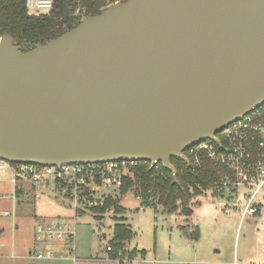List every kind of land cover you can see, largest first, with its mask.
Returning <instances> with one entry per match:
<instances>
[{"label":"water","instance_id":"water-1","mask_svg":"<svg viewBox=\"0 0 264 264\" xmlns=\"http://www.w3.org/2000/svg\"><path fill=\"white\" fill-rule=\"evenodd\" d=\"M264 105V0H126L23 52L0 37V159L188 163Z\"/></svg>","mask_w":264,"mask_h":264},{"label":"rangeland","instance_id":"rangeland-1","mask_svg":"<svg viewBox=\"0 0 264 264\" xmlns=\"http://www.w3.org/2000/svg\"><path fill=\"white\" fill-rule=\"evenodd\" d=\"M107 7L105 2L102 11ZM132 171L133 168L123 167L117 175L120 174L124 182ZM1 178L0 264H74L64 258L67 251L61 242L55 246L61 250L55 259H32V250L43 252L46 248L36 240L37 224L49 223L55 218L72 224L75 232L72 246L80 261L107 264V246L114 236L117 215L113 209L101 215L93 211L104 208L106 203L103 207H92L85 201L80 207V216L75 218L72 200L45 188L36 189L41 192V198H36L31 184L25 186L24 199L14 202L11 175L3 170ZM118 190L116 186L103 188L96 196L88 194V199L106 198L107 202L116 197ZM142 204L133 190L121 198V205L126 209L124 216L134 232V238L126 244L127 250L147 251L145 257L139 253L133 260L126 258V264H264V213L254 218L257 221L255 226L250 219L242 222V197L237 198L227 191L215 193L213 189L208 190L192 202L193 215L190 218L181 212L169 214L161 206L146 208ZM14 209L15 215H4L5 211L12 213ZM182 226L189 231L198 227L199 240L196 242L185 236Z\"/></svg>","mask_w":264,"mask_h":264},{"label":"built area","instance_id":"built-area-1","mask_svg":"<svg viewBox=\"0 0 264 264\" xmlns=\"http://www.w3.org/2000/svg\"><path fill=\"white\" fill-rule=\"evenodd\" d=\"M125 1L106 0L108 6ZM26 5L30 12H49L53 9L54 0H26ZM216 137L219 143L204 141L187 149L184 155L194 169L201 167V155L226 166L228 173L220 179L217 190L227 191L237 198L242 197L244 204L241 221L254 219L264 213V105L232 124ZM140 163H149L152 166L151 162L111 161L101 164H64L58 167L13 164L0 159V181H2V171L9 172L10 181L14 186V199L26 184L59 193L73 201L76 216H79L80 207H83L85 201L92 207H103L106 203V198L91 200L88 199V194L96 196L103 188L107 189L111 186L120 188L123 185L121 175H117L120 168L133 167ZM36 197H41V193L37 192ZM13 214V212L5 213L6 216ZM74 238L75 232L69 222L58 220L38 223L36 240L39 244L46 245V248L43 252L36 251L34 259H54L56 252L51 248L59 242H69L72 245ZM108 250L110 251L111 248L109 247ZM68 251L74 259V255L71 254L75 251L74 246H71Z\"/></svg>","mask_w":264,"mask_h":264},{"label":"trees","instance_id":"trees-1","mask_svg":"<svg viewBox=\"0 0 264 264\" xmlns=\"http://www.w3.org/2000/svg\"><path fill=\"white\" fill-rule=\"evenodd\" d=\"M105 2L106 0H54L51 11L36 13L28 10L26 0H0V37L11 35L15 44L23 52H28L37 44H46L76 28L83 18L99 15ZM201 158V167L195 169L189 162L172 158L171 163L178 172L176 181L172 172L164 169L161 163L155 167L149 163L130 167L133 168L132 177L130 175L124 179L116 197L109 198L104 208L93 210L101 215L113 209L117 215L114 236L107 246L109 259L126 264V258L133 260L139 253L144 257L147 254L145 250L130 252L126 247L134 238V232L124 216L126 209L121 205V198L130 191L133 190L142 199L143 207L157 209L161 206L169 214L181 212L188 218L193 215L194 199L208 190L219 192L217 184L228 173L227 167L215 163L205 155H201ZM181 229L189 239L196 242L199 240L198 227L194 231H189L186 226Z\"/></svg>","mask_w":264,"mask_h":264},{"label":"crops","instance_id":"crops-1","mask_svg":"<svg viewBox=\"0 0 264 264\" xmlns=\"http://www.w3.org/2000/svg\"><path fill=\"white\" fill-rule=\"evenodd\" d=\"M3 181V180H2ZM1 182V181H0ZM11 183V182H10ZM26 186V185H25ZM37 188H35V187H32L31 188V190H33L34 191V193H35V196H36V193L38 192V193H41L40 191H37L36 190ZM13 191H12V196H11V198L12 199H14V188L12 189ZM25 192H26V188L24 187L23 189H21V190H19V193L17 194V198L16 199H14V202L16 201H19V200H23L24 199V194H25ZM37 198V197H36ZM39 198H41V197H39ZM21 204H22V202H21ZM6 212H9V211H5L4 212V215H5V213ZM12 212L14 213V215H15V213H16V210L14 209V210H12ZM79 216H77V217H75V218H78ZM37 221L38 222H40L39 221V219L37 218ZM56 221H58V220H56V218L55 219H52V220H50V221H48V222H56ZM250 223H252L254 226L255 225H257V221L255 220V219H250ZM72 245H70L69 243H64V245H63V247H65L66 248V251H67V253L65 254V256H64V258L65 259H67V260H71L74 264H85L87 261H89V260H86V261H80L79 260V258H77V256H76V253H75V251H73L71 254H73L74 255V259H72L71 258V256H70V254H69V251H68V249H70V247H71ZM55 248V247H54ZM56 253H55V255L58 253V255H60L59 254V252H61V250H58V248L56 249L55 248V250H54ZM36 252V250H32L31 251V254L33 255V257H32V259H34V253ZM55 259V258H54ZM35 260V259H34ZM47 260H51V259H47ZM36 261V260H35ZM37 261H40V260H37ZM107 264H112V263H116V264H118V262L117 261H113V260H111V259H109V261H105ZM120 264V263H119Z\"/></svg>","mask_w":264,"mask_h":264}]
</instances>
